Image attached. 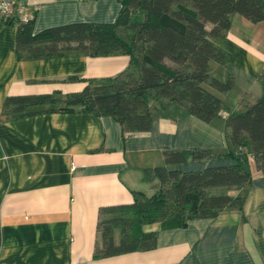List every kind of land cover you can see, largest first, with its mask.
<instances>
[{"label":"crops","instance_id":"0c3cea01","mask_svg":"<svg viewBox=\"0 0 264 264\" xmlns=\"http://www.w3.org/2000/svg\"><path fill=\"white\" fill-rule=\"evenodd\" d=\"M12 1L36 11L35 34L75 23L113 24L122 10L120 0ZM17 33L0 19V117L8 96L78 93L87 80L115 77L130 66L124 54L20 60ZM215 44L229 60L212 63V75L236 78L232 91L215 94L230 113H244L263 94L264 21L236 14ZM70 76L81 80L67 81ZM193 149L228 152L224 118L206 123L172 106L149 132L125 138L112 117L80 111L0 119V264H264V174L253 168L242 212L155 229L154 249L95 258L100 211L133 203V191L148 186L145 172L165 165V150ZM231 164L204 161L181 169Z\"/></svg>","mask_w":264,"mask_h":264},{"label":"trees","instance_id":"16d2710c","mask_svg":"<svg viewBox=\"0 0 264 264\" xmlns=\"http://www.w3.org/2000/svg\"><path fill=\"white\" fill-rule=\"evenodd\" d=\"M120 1L122 10L113 24L75 23L35 34V18L28 23L5 21L18 28L20 60L124 54L130 66L115 77L87 80L81 92L63 98H58L61 92L8 96L0 119L80 111L112 117L125 138L149 132L162 112L177 106L206 123L224 118L230 150L224 154L165 150V165L145 172L157 186L150 196L133 191V203L100 211L96 259L154 249L159 230L186 228L192 220L215 219L225 210L242 212L253 180L251 163L264 174V73L262 96L237 114L230 113L215 94L232 91L236 78L229 75L223 81L211 73L212 63H228V54L215 43L228 35L232 17L241 15L254 24L264 21V0ZM59 102L63 106L55 108ZM226 160L233 164L199 172L181 169L191 163ZM232 188L236 195L218 192ZM154 224L160 225L159 230L145 229Z\"/></svg>","mask_w":264,"mask_h":264},{"label":"built area","instance_id":"2783aa9c","mask_svg":"<svg viewBox=\"0 0 264 264\" xmlns=\"http://www.w3.org/2000/svg\"><path fill=\"white\" fill-rule=\"evenodd\" d=\"M36 12V11H35ZM34 11H29L24 6H20L12 0H0V19L28 23L35 18Z\"/></svg>","mask_w":264,"mask_h":264},{"label":"rangeland","instance_id":"374dc122","mask_svg":"<svg viewBox=\"0 0 264 264\" xmlns=\"http://www.w3.org/2000/svg\"><path fill=\"white\" fill-rule=\"evenodd\" d=\"M59 96L60 97H58V96L57 97L58 98H63L64 97L63 94H61ZM62 106H63L62 102L56 103L54 105L55 108H59V107H62ZM250 168H253L254 170L256 169V167H255L253 162L251 163ZM142 183L144 185H148V186H141L139 188V190L144 191L147 194V196H150V194H152V192H154V190L157 188L156 184L154 183V178L153 177H148L146 174L144 175V180H143ZM218 192H220V193H228L230 195H236L237 194L236 190L233 189V188L232 189H221V190H218ZM242 194H243V191H241L238 195L241 196ZM151 228L159 229L160 225L159 224H154L153 227L149 226V227H146L145 229L149 230ZM115 238H116L117 241L119 240V231L118 230L115 231Z\"/></svg>","mask_w":264,"mask_h":264}]
</instances>
